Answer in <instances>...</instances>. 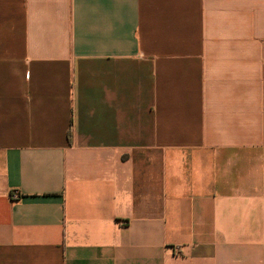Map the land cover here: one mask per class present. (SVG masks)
Segmentation results:
<instances>
[{
    "label": "crops",
    "instance_id": "obj_1",
    "mask_svg": "<svg viewBox=\"0 0 264 264\" xmlns=\"http://www.w3.org/2000/svg\"><path fill=\"white\" fill-rule=\"evenodd\" d=\"M0 264H264V0H0Z\"/></svg>",
    "mask_w": 264,
    "mask_h": 264
},
{
    "label": "built area",
    "instance_id": "obj_2",
    "mask_svg": "<svg viewBox=\"0 0 264 264\" xmlns=\"http://www.w3.org/2000/svg\"><path fill=\"white\" fill-rule=\"evenodd\" d=\"M13 197H17V194H16V193H14V194H13Z\"/></svg>",
    "mask_w": 264,
    "mask_h": 264
}]
</instances>
